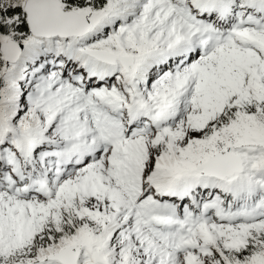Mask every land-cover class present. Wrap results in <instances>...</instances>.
Returning <instances> with one entry per match:
<instances>
[{"label": "snow or ice", "instance_id": "6c2138e0", "mask_svg": "<svg viewBox=\"0 0 264 264\" xmlns=\"http://www.w3.org/2000/svg\"><path fill=\"white\" fill-rule=\"evenodd\" d=\"M0 264H264V0H0Z\"/></svg>", "mask_w": 264, "mask_h": 264}]
</instances>
